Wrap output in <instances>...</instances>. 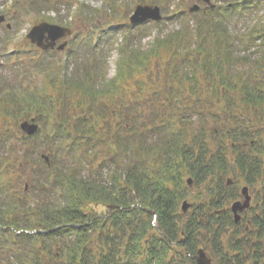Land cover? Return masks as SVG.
<instances>
[{
	"label": "trees",
	"instance_id": "obj_1",
	"mask_svg": "<svg viewBox=\"0 0 264 264\" xmlns=\"http://www.w3.org/2000/svg\"><path fill=\"white\" fill-rule=\"evenodd\" d=\"M136 24L118 25L112 78L89 33L93 53L72 69L37 64L52 71L46 90L24 85L23 61L19 83L0 85L16 118L0 126V264H197L200 248L215 264H264V0ZM132 81L139 92L127 91ZM32 118L39 131L21 134ZM232 175L255 189L238 223ZM186 178L199 189L191 201Z\"/></svg>",
	"mask_w": 264,
	"mask_h": 264
},
{
	"label": "rangeland",
	"instance_id": "obj_2",
	"mask_svg": "<svg viewBox=\"0 0 264 264\" xmlns=\"http://www.w3.org/2000/svg\"><path fill=\"white\" fill-rule=\"evenodd\" d=\"M31 1L33 0H0V17L4 16L5 18V20L0 23V77H3V81L0 82V85L7 83L5 80L6 78H10L9 81L13 80V82H17L16 77L19 73V66H17V64L23 61L28 65L26 69L27 76H22L20 79L23 78L24 85L28 86L32 91L38 86L43 87L45 90L50 87L52 71H46V73L42 72V70L37 67L38 63L58 61V70L63 68L64 65H68V68L72 69L76 56L81 57L87 55V53H93L94 49L92 50L91 47L86 44L87 41L92 40L89 38L91 33L95 35V41H92L99 44L97 45L98 52L103 51V57L107 56L108 77L112 78L117 73V60L119 58V51L115 47L118 43L123 42L121 33L123 28L118 25L129 24V17L139 4L161 6L163 8V15H167V13L171 14L174 10L181 7L189 10V8L196 3H200L201 7L205 6L204 3L198 2L197 0H158V3L156 2L157 0H46L48 3L41 0L39 4L41 6L33 8L30 6V4L32 5ZM212 2L219 4L220 0H212ZM83 10H85L84 13L90 14L88 18H86ZM44 21L73 29L74 35L72 37L60 39L59 43L64 42L66 39L69 41L65 49L58 50L56 53H41L42 50L37 48L27 37L30 29L34 25ZM246 22L247 21H241L239 25L243 26ZM8 24H10V27H8ZM138 26L139 25L136 24L134 30H137ZM177 26L179 25L169 23L167 20H163L161 23L163 30L167 31ZM157 32L158 27L154 25L151 35L145 37L141 43L144 49L150 47L149 44L157 35ZM71 43L75 46L74 50L70 47ZM16 49L19 50V54L16 53ZM13 50H15V52ZM36 54L40 55V59L43 60L39 61ZM30 57L33 59L31 60ZM55 74L61 76L60 73ZM140 79L142 80V78ZM128 84L129 85H126L128 92H131V90L138 91V88H136L137 84L134 81ZM5 101H8V99H4V97L1 98L0 96V126H2L3 123L6 125H14L16 118L12 115H7L9 114L7 113L8 105H6ZM21 122H19V128ZM39 124L41 126V122H39ZM20 131L22 134V129ZM108 148L110 147L106 145L103 150L104 155H107V157L109 155ZM106 151H108V153ZM43 154L49 155V157L51 156L50 151ZM96 160L97 159H95V162ZM100 161L101 159H98L97 162ZM104 171L107 172V169ZM230 177L238 181L239 184L241 183V188L246 185L239 176L234 177L232 175ZM187 178L185 180H187ZM257 186L258 189H262V184H258ZM254 190L255 189L250 188L251 195L255 194ZM198 191L199 189L197 187L190 186L187 191V198L191 201V198L195 197ZM240 199L242 200L243 197ZM230 206L229 208L231 209ZM95 208L100 213H106L108 211L103 205L101 207L95 205ZM203 249L207 252L209 257H211L208 253L209 250ZM212 264H215L213 258Z\"/></svg>",
	"mask_w": 264,
	"mask_h": 264
},
{
	"label": "water",
	"instance_id": "obj_3",
	"mask_svg": "<svg viewBox=\"0 0 264 264\" xmlns=\"http://www.w3.org/2000/svg\"><path fill=\"white\" fill-rule=\"evenodd\" d=\"M203 1L209 4L211 7L215 5L211 3V0H197ZM200 5L198 3L194 4L190 7L189 11H197L199 10ZM163 18L161 7L153 4H139L135 7L133 13L129 18V22L131 24L141 23L144 21H161ZM5 20L4 16L0 17V23ZM10 27V24H8ZM73 29L65 26H61L59 24H54L50 22H41L39 24L34 25L27 37L30 41L37 45L39 48L43 50H53L57 48V50H63L68 45V41H64L63 43L57 45V41L65 37L73 36ZM20 128L28 135H33L38 132L39 124L36 122V118H32L30 120H24L20 123ZM42 158L46 161L47 165L50 166V157L49 155L42 154ZM188 185L192 186V179L189 178L187 180ZM232 181L228 180V184H231ZM241 193L243 196L242 200H236L231 204V210L234 215V220L238 223L241 220V213L248 209L251 205L252 196L249 193L248 186H243L241 189ZM191 204L185 200L182 204V210L186 213ZM197 264H212V259L209 257L207 252L200 248L196 254Z\"/></svg>",
	"mask_w": 264,
	"mask_h": 264
},
{
	"label": "flooded vegetation",
	"instance_id": "obj_4",
	"mask_svg": "<svg viewBox=\"0 0 264 264\" xmlns=\"http://www.w3.org/2000/svg\"><path fill=\"white\" fill-rule=\"evenodd\" d=\"M60 42V40L58 41V43Z\"/></svg>",
	"mask_w": 264,
	"mask_h": 264
}]
</instances>
